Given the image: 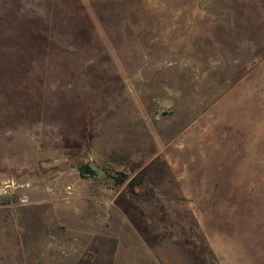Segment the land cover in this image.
<instances>
[{
  "label": "rangeland",
  "instance_id": "obj_1",
  "mask_svg": "<svg viewBox=\"0 0 264 264\" xmlns=\"http://www.w3.org/2000/svg\"><path fill=\"white\" fill-rule=\"evenodd\" d=\"M0 264H264V0H0Z\"/></svg>",
  "mask_w": 264,
  "mask_h": 264
},
{
  "label": "water",
  "instance_id": "obj_2",
  "mask_svg": "<svg viewBox=\"0 0 264 264\" xmlns=\"http://www.w3.org/2000/svg\"><path fill=\"white\" fill-rule=\"evenodd\" d=\"M95 172L96 170L89 164H86L84 168L82 169V174L91 175V174H94Z\"/></svg>",
  "mask_w": 264,
  "mask_h": 264
},
{
  "label": "trees",
  "instance_id": "obj_3",
  "mask_svg": "<svg viewBox=\"0 0 264 264\" xmlns=\"http://www.w3.org/2000/svg\"><path fill=\"white\" fill-rule=\"evenodd\" d=\"M117 180H118V182H123L125 180V178L124 177H119V178H117Z\"/></svg>",
  "mask_w": 264,
  "mask_h": 264
}]
</instances>
